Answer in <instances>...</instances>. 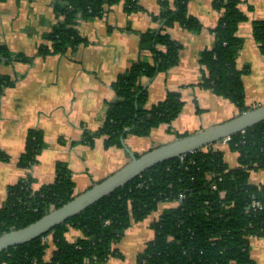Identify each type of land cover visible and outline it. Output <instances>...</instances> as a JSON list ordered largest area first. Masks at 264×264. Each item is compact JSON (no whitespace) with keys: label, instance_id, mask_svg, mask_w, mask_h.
<instances>
[{"label":"trees","instance_id":"obj_1","mask_svg":"<svg viewBox=\"0 0 264 264\" xmlns=\"http://www.w3.org/2000/svg\"><path fill=\"white\" fill-rule=\"evenodd\" d=\"M120 1L58 0L59 22L47 34L51 44L41 45L39 54L75 49L82 42L75 26L79 17H101ZM241 1L214 0L221 16L213 28L214 45L201 56V86L244 112L250 108L243 79L247 71L237 65L243 47L238 29L247 18ZM160 4L161 11L153 21L161 27L141 33L142 46L153 49V62L136 61L119 75L114 85L117 100L107 104L102 127L86 130L83 142L93 144L103 137L108 148L123 146L129 134L148 136L162 124L172 125L182 112L185 101L178 91L168 92L165 99L148 108L143 79H154L179 62L181 44L171 37L170 28L180 24L200 32L202 23L189 14V0H160ZM142 7L138 0H127L129 12ZM253 36L264 53V19L254 20ZM2 58L10 61L21 59V55L0 44ZM14 83L11 77L0 76V98ZM227 144L238 154L236 167H231L225 151L213 144L183 158L165 160L45 235L1 252L0 264H104L114 254L121 255L114 244L126 230L159 211L163 203L170 205L152 221L155 236L139 252V264H257L251 254V239L264 237V179L254 181L252 176L264 172V121L236 133ZM46 146L44 130L30 129L20 166L31 168ZM9 159L0 150V160ZM56 175L54 182L38 189L33 187L32 176L8 187L6 202L0 206V235L37 221L76 195V182L66 161L56 164ZM70 227L82 232L74 241L67 237ZM52 245L55 251L47 261Z\"/></svg>","mask_w":264,"mask_h":264},{"label":"crops","instance_id":"obj_2","mask_svg":"<svg viewBox=\"0 0 264 264\" xmlns=\"http://www.w3.org/2000/svg\"><path fill=\"white\" fill-rule=\"evenodd\" d=\"M138 1L143 7L133 12L127 10V0H121L101 17H79L75 26L82 42L65 53L41 55L39 47L51 44L47 34L59 22L58 0H0V44L21 55V59H0V76L11 77L15 82L0 98V150L10 156L8 161L0 160V206L6 202L8 187L28 176L35 179L34 189L54 182L56 164L60 161L68 163L76 182L75 194H79L130 160L124 145L108 148L103 137L96 138L93 144L83 140L86 130L102 127L107 104L117 100L114 85L119 75L136 61L154 60L153 49L141 44V33L161 27L153 21V16L161 11L160 0ZM240 8L247 18L238 29L243 47L237 65L247 71L243 79L246 105L251 109L264 104V53L253 36L254 20L264 19V0H242ZM188 10L202 23L201 31L180 24L170 28L171 37L181 44L179 62L167 71H160L154 79H143L148 90V108L165 99L170 91L180 92L185 101L172 125L162 124L148 135L154 134L160 141L158 146L183 136L163 140L162 134L174 129L175 123L197 124V129H206L240 113L235 103L201 86L204 78L201 56L214 45L213 28L221 16L214 0H189ZM197 104L202 108L197 109ZM33 128L44 130L47 146L36 164L24 168L19 161L25 152L28 132ZM142 137L147 136L129 134L124 142L135 154L140 153L137 145ZM220 149L225 151L226 160L234 154L238 162L237 152L227 143ZM263 179L264 172L252 176L254 181ZM166 205L170 204L163 203L159 211L128 228L114 244L121 255L114 254L104 264H139V252L154 236L130 247L126 235H133L138 224L152 229V221ZM81 235L75 227L67 232L71 241ZM251 244L252 257L257 264H264V237L252 238ZM54 248V245L48 248L47 261L52 258Z\"/></svg>","mask_w":264,"mask_h":264},{"label":"water","instance_id":"obj_3","mask_svg":"<svg viewBox=\"0 0 264 264\" xmlns=\"http://www.w3.org/2000/svg\"><path fill=\"white\" fill-rule=\"evenodd\" d=\"M264 121V104L240 112L233 118L214 124L209 128L187 134L170 142L161 144L142 154H135L123 140L130 154V161L106 179L93 184L87 190L76 194L70 201L40 217L25 227L16 228L0 235V253L16 245L39 238L62 225L68 219L88 209L89 206L125 186L145 170L173 158H180L216 142L228 139Z\"/></svg>","mask_w":264,"mask_h":264},{"label":"rangeland","instance_id":"obj_4","mask_svg":"<svg viewBox=\"0 0 264 264\" xmlns=\"http://www.w3.org/2000/svg\"><path fill=\"white\" fill-rule=\"evenodd\" d=\"M201 104V103H200ZM200 104H197V109L200 107L202 108V106ZM201 110V109H199ZM207 115V114H206ZM236 116V115H234ZM233 118V117H232ZM204 121V120H202ZM201 124V123H200ZM174 129L171 128L169 129L168 132H164L162 134V137H163V140L170 136V137H174L176 135H183V136H178V138L180 137H184V135H187V134H191V133H194V132H197L199 130H202V129H197L199 127V125L197 124H190V123H180V126L178 123H175L173 125ZM205 129V128H204ZM195 130V131H194ZM197 130V131H196ZM187 132V133H186ZM155 133V132H154ZM185 133V134H184ZM153 136H147V137H142L140 139H138V148L140 150V153H137V154H142L144 152H147L151 149H148L149 147H151L152 149L157 147L159 144H160V141L155 139L154 137V134H152ZM63 140V137L61 138V141ZM227 140L226 139L225 141H222V142H218V143H214L213 146L216 148V149H220L223 144L227 143ZM166 143V142H164ZM163 143V144H164ZM161 146V145H160ZM145 149H147L145 151ZM135 152V151H134ZM236 156L234 154H232L231 156L228 155V161H229V165L232 167H236V165H238V162H236ZM130 161V160H129ZM128 161V162H129ZM127 162V163H128ZM126 163V164H127ZM125 164H123L124 166ZM121 166V167H123ZM120 167V168H121ZM119 168V169H120ZM96 181H94L92 184H94ZM92 184H90L89 186H91ZM146 228L147 230H145L144 228ZM137 229H134L135 230V233H133V235H126V238H128L127 240V245H129L130 247H134L138 244H140L141 242H145L146 240H148V238H153V236H155V233H154V230L153 229H150V228H147L146 226H142V224H138V226L136 227ZM150 236V237H149ZM131 249L127 250L128 253H130Z\"/></svg>","mask_w":264,"mask_h":264},{"label":"built area","instance_id":"obj_5","mask_svg":"<svg viewBox=\"0 0 264 264\" xmlns=\"http://www.w3.org/2000/svg\"><path fill=\"white\" fill-rule=\"evenodd\" d=\"M243 132H245V131H243ZM184 157V156H183ZM183 157H181V158H183ZM254 205H256V204H254Z\"/></svg>","mask_w":264,"mask_h":264}]
</instances>
